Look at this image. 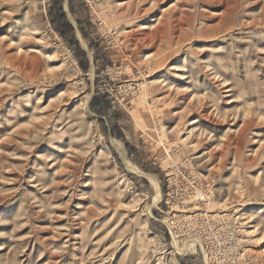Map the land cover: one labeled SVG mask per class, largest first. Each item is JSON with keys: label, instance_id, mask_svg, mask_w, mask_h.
<instances>
[{"label": "rangeland", "instance_id": "1", "mask_svg": "<svg viewBox=\"0 0 264 264\" xmlns=\"http://www.w3.org/2000/svg\"><path fill=\"white\" fill-rule=\"evenodd\" d=\"M50 2L0 0V264H264V0H65L86 70Z\"/></svg>", "mask_w": 264, "mask_h": 264}, {"label": "trees", "instance_id": "2", "mask_svg": "<svg viewBox=\"0 0 264 264\" xmlns=\"http://www.w3.org/2000/svg\"><path fill=\"white\" fill-rule=\"evenodd\" d=\"M65 0H51L48 7V19L52 28L60 34V36L68 42H72V45L76 48V57L80 63V66L86 70L88 68V59L84 50L81 49L77 40H75V29L69 21L67 14L64 10ZM69 9L73 12V0H68ZM82 35H85L82 28H80ZM104 104L105 99L103 96H96L90 101V108L96 114L104 116Z\"/></svg>", "mask_w": 264, "mask_h": 264}, {"label": "built area", "instance_id": "3", "mask_svg": "<svg viewBox=\"0 0 264 264\" xmlns=\"http://www.w3.org/2000/svg\"><path fill=\"white\" fill-rule=\"evenodd\" d=\"M74 69V68H73ZM215 222V223H214ZM209 225H205L200 232L199 230H192L191 236L193 237L192 240L195 241L196 245H198L200 248L203 247L202 244H204V240L206 242H210L213 240H216L215 242V248H219L221 246H224L227 243V240L225 238L221 237L222 230L224 228H227L229 225V222L226 217L219 218L218 220H213V222L208 223ZM236 231L234 229H231L230 232L232 233ZM221 237V238H220ZM208 244V243H205Z\"/></svg>", "mask_w": 264, "mask_h": 264}, {"label": "bare ground", "instance_id": "4", "mask_svg": "<svg viewBox=\"0 0 264 264\" xmlns=\"http://www.w3.org/2000/svg\"><path fill=\"white\" fill-rule=\"evenodd\" d=\"M130 166V165H129ZM132 167V166H131ZM133 169V168H132ZM132 169H130V170H132ZM149 177V176H148ZM150 178V180H152L153 181V178H151V177H149ZM154 182V181H153ZM155 185V190H156V195L154 196V199L155 200H159V198H160V194H159V189H158V186H157V184H154ZM253 217V216H252ZM258 227V226H257ZM141 255V252H140V250L138 251V255H137V261L138 262H140L141 260H142V257L140 256Z\"/></svg>", "mask_w": 264, "mask_h": 264}]
</instances>
